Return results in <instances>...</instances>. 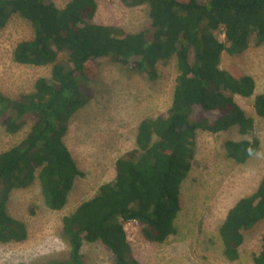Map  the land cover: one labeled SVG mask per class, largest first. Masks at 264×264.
Here are the masks:
<instances>
[{"label": "trees", "instance_id": "obj_1", "mask_svg": "<svg viewBox=\"0 0 264 264\" xmlns=\"http://www.w3.org/2000/svg\"><path fill=\"white\" fill-rule=\"evenodd\" d=\"M120 1L130 8L147 5L150 28L127 33L96 22L100 0H70L63 8L54 0H0V32L16 17L34 32L30 41L15 47L14 62L51 70L49 78L36 80L29 93L11 98L0 92V125L11 136L26 131L22 141L0 152L2 244L28 239L26 224L9 213L17 192L37 184L46 208L60 212L76 179L85 176L65 140L77 113L95 100L88 84L97 77L101 60L134 69L152 82L161 78L160 67L173 62L178 73L166 115L140 121L135 148L118 157L114 180L63 219L68 257L47 264H85L82 249L94 243L112 254L113 264H140L125 225L137 223L141 237L159 245L178 235L180 190L196 157L197 133L215 135L237 128L247 137L255 130L254 119L234 98H252L255 80L237 78L221 63L223 54L242 55L252 45H264V0ZM61 54L66 59L58 61ZM254 109L264 119V94L255 97ZM206 112L217 116L210 121L203 116ZM224 146L238 166L261 149L257 137L227 141ZM263 222L264 175L219 227L228 262L240 260L245 233ZM253 262L264 264V238Z\"/></svg>", "mask_w": 264, "mask_h": 264}, {"label": "rangeland", "instance_id": "obj_2", "mask_svg": "<svg viewBox=\"0 0 264 264\" xmlns=\"http://www.w3.org/2000/svg\"><path fill=\"white\" fill-rule=\"evenodd\" d=\"M54 2L63 8L70 0ZM148 10L147 5L130 8L120 0H100L95 21L123 28L127 33H138L150 28ZM28 25L16 17L0 32V92L11 98L32 91L36 80L49 78L51 71L50 66L14 62L15 47L34 36ZM219 38L224 41L223 36ZM64 59L65 54H61L58 61ZM100 62L97 77L88 84L94 90L95 100L77 113L65 140L85 176L76 179L68 204L60 212L46 208L37 184L15 194L9 213L26 224L28 239L24 243H0V264H47L65 260L69 247L63 235V219L91 199L100 186L114 180L118 157L135 148L136 127L140 121L148 116L166 115L171 105L178 76L174 62L160 67L161 78L156 82L134 69L128 70L108 60ZM221 68L237 78L250 76L255 80L257 88L252 98L234 97L248 117L254 119L255 130L247 137H242L237 128L215 135L197 133V155L180 190L181 211L175 220L178 235L159 245L145 241L137 223L125 225L140 264H254L253 256L261 249L264 222L245 233L240 260L235 263L224 258L218 230L228 211L241 197L250 194L264 175V119H260L254 109L255 97L264 94V45H252L242 55L223 54ZM203 116L213 121L217 113L206 112ZM1 118L4 119V115ZM28 123L30 126L31 122ZM25 133L11 136L0 125V152L22 141ZM255 137L260 139V152L244 166L236 165L228 157L225 142ZM83 256L85 264H113L112 254L101 243L85 244Z\"/></svg>", "mask_w": 264, "mask_h": 264}, {"label": "bare ground", "instance_id": "obj_3", "mask_svg": "<svg viewBox=\"0 0 264 264\" xmlns=\"http://www.w3.org/2000/svg\"><path fill=\"white\" fill-rule=\"evenodd\" d=\"M117 4V3H116ZM136 7V6H135ZM120 8V7H119ZM121 9V8H120ZM119 13V12H118ZM125 15V14H124ZM129 15V14H128ZM127 20V19H126ZM29 26V25H28ZM120 39V38H119ZM8 48V47H7ZM190 50V49H189ZM101 67V66H100ZM119 69V68H118ZM157 70V69H156ZM114 72V71H113ZM144 72V71H143ZM171 74V73H170ZM199 74V73H198ZM28 75V74H27ZM112 76V75H111ZM151 78V77H150ZM24 79V78H23ZM133 79V78H132ZM153 79V78H152ZM106 81V80H105ZM113 81V80H112ZM133 82V81H132ZM137 82V81H136ZM20 84V83H19ZM22 84V83H21ZM123 86V85H122ZM12 90V89H11ZM77 90V89H76ZM85 90V89H84ZM87 92V91H86ZM69 94V93H68ZM48 95V94H47ZM48 97V96H47ZM85 99V98H84ZM88 99V98H86ZM27 101V100H26ZM86 101V100H85ZM84 112V111H83ZM87 113V112H85ZM31 116V115H30ZM73 123V122H72ZM99 127V125L97 126ZM49 136V135H48ZM103 136V135H102ZM4 141V140H3ZM99 146V145H98ZM5 147V146H4ZM98 148V147H97ZM100 148V147H99ZM176 149V148H175ZM3 150V149H2ZM206 151V150H205ZM208 151V150H207ZM209 152V151H208ZM206 153V152H205ZM96 155V154H95ZM197 155V154H196ZM205 156V155H204ZM200 166V165H199ZM4 168V167H3ZM81 169V168H80ZM84 171V170H83ZM89 177V175H88ZM215 178V177H214ZM32 194V193H31ZM30 196V195H29ZM32 196V195H31ZM87 200V199H86ZM212 203V202H211ZM25 215V214H24ZM21 217V216H20ZM25 217V216H24ZM48 217V216H47ZM22 219V218H21ZM33 220V219H32ZM58 220V219H57ZM212 221V220H211ZM29 222V221H28ZM46 223V222H45ZM52 223V222H51ZM39 225V224H38ZM41 225V224H40ZM49 229V228H48ZM39 232V231H38ZM46 234V233H45ZM54 234V233H53ZM28 238V237H27ZM143 241V240H142ZM145 242V241H144ZM34 244V243H33ZM36 244V243H35ZM148 244V243H147ZM3 247V246H2ZM35 248V247H34ZM54 248V247H53ZM83 250V249H82ZM38 251V250H37ZM82 252V251H81ZM70 254V253H69ZM4 256V255H3ZM138 257V256H137ZM75 259V258H74ZM82 259V258H81ZM158 259V258H157ZM14 260V259H13ZM17 260V259H16ZM23 261V260H22ZM79 263V262H78ZM33 264V263H32ZM69 264V263H68ZM99 264V263H98Z\"/></svg>", "mask_w": 264, "mask_h": 264}]
</instances>
